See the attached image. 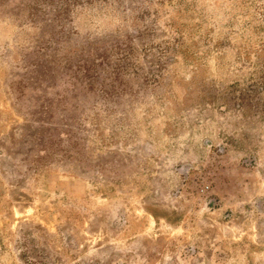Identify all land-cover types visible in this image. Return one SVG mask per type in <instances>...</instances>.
I'll list each match as a JSON object with an SVG mask.
<instances>
[{
    "label": "rangeland",
    "instance_id": "obj_1",
    "mask_svg": "<svg viewBox=\"0 0 264 264\" xmlns=\"http://www.w3.org/2000/svg\"><path fill=\"white\" fill-rule=\"evenodd\" d=\"M107 263L264 264V0H0V264Z\"/></svg>",
    "mask_w": 264,
    "mask_h": 264
},
{
    "label": "crops",
    "instance_id": "obj_2",
    "mask_svg": "<svg viewBox=\"0 0 264 264\" xmlns=\"http://www.w3.org/2000/svg\"><path fill=\"white\" fill-rule=\"evenodd\" d=\"M98 233H99V228H98ZM129 244V243H128ZM127 243L125 244V247H124V249L127 251V252H131V250H132V244H129L128 245ZM107 264H109V263H107ZM114 264H117V263H114ZM118 264H120V263H118Z\"/></svg>",
    "mask_w": 264,
    "mask_h": 264
}]
</instances>
